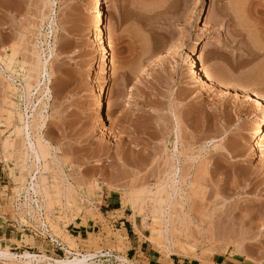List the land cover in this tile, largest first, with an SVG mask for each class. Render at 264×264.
<instances>
[{
	"label": "rangeland",
	"instance_id": "1",
	"mask_svg": "<svg viewBox=\"0 0 264 264\" xmlns=\"http://www.w3.org/2000/svg\"><path fill=\"white\" fill-rule=\"evenodd\" d=\"M263 28L264 0H0V264H264Z\"/></svg>",
	"mask_w": 264,
	"mask_h": 264
},
{
	"label": "bare ground",
	"instance_id": "2",
	"mask_svg": "<svg viewBox=\"0 0 264 264\" xmlns=\"http://www.w3.org/2000/svg\"><path fill=\"white\" fill-rule=\"evenodd\" d=\"M98 4V2H97ZM97 4H96V7H97ZM264 30V28H263ZM263 32V31H261ZM100 34V33H99ZM100 39V38H99ZM98 40V39H97ZM103 43V42H102ZM100 44V42H99ZM104 46V45H103ZM100 47V46H99ZM113 56V55H112ZM5 57V56H4ZM1 62H6L5 64L7 65V68L8 69H12L11 68V65L13 64V61H14V58L13 56H9V55H6V58L5 60L3 59H0ZM113 65V63H112ZM111 65V66H112ZM201 65V64H200ZM100 66V65H99ZM99 69V68H98ZM14 70V69H13ZM200 70V69H199ZM203 72L200 73L201 77L202 78H205L203 81L205 83H208V81L211 80V75L207 74L206 72ZM94 75V74H93ZM98 79V78H97ZM213 79V78H212ZM211 84V83H210ZM209 84V85H210ZM224 86H226L225 83H223ZM222 85V84H221ZM208 86V85H207ZM228 86H230L228 84ZM26 90H28L30 92V84H27L26 86ZM227 87V86H226ZM225 87V88H226ZM231 87V86H230ZM241 89V88H240ZM27 91V92H28ZM251 92L253 93V95H255L257 98H260L263 96V93H261V91L259 90H251ZM29 95V94H28ZM263 98V97H262ZM261 99V98H260ZM109 106V105H108ZM108 110V109H107ZM110 110V109H109ZM111 111V110H110ZM109 112V111H108ZM21 121V124H19L16 128V135L17 136H20L22 137L23 141H22V148L24 149L25 151V155L27 156V161L28 159H33L36 163H41L39 165V167H41V169L45 170L48 166V159H50L52 156V153L50 151V148H49V145L48 143H45V141L43 140V138L40 137L39 134H37V136L35 137V139L33 140L32 138H30V125L27 124L25 121H24V118L21 117L20 119ZM261 122L259 123L258 125V131H259V136L261 138H263V132L261 130ZM36 125V124H35ZM34 126V124H33ZM37 128H39V124L36 125ZM263 127V126H262ZM15 132V131H14ZM15 142V140H14ZM12 140H10L9 136H8V139H6L3 143V151H4V154L6 155L5 157H9L10 155H13L12 153H14L17 148H16V145ZM264 146V145H263ZM22 149V151H23ZM263 150V149H262ZM21 154H24V153H21ZM264 155V154H263ZM25 157V156H24ZM53 159V158H52ZM33 161V162H34ZM23 162V161H22ZM27 163V162H25ZM35 163V164H36ZM27 165V164H26ZM33 167H34V164H33ZM37 167V166H36ZM24 168H27L28 170V167L25 166ZM39 169V168H38ZM40 169V170H41ZM42 172V171H41ZM29 173V172H28ZM174 173H172L173 175ZM39 176V175H38ZM35 177V176H34ZM48 179H46L45 175L43 174V172L41 173V175L39 177H36V181L34 180L33 183H31V187L34 189V192L35 193H44L45 196H49L50 195V189H51V186L49 185V183L47 182ZM166 180V179H165ZM160 182H165L166 184H160ZM159 182V186L157 188H154V189H150L148 190V193L149 195L146 197V200L142 201V202H146L147 204H159L157 205L156 207H152V209H155L157 210V212L159 210H161V208L164 207L163 204H167V205H170V206H173L177 203H181L179 202L180 201V197H181V194H180V190L179 187H176L175 183L174 185L170 183L169 185V181L167 183V181H160ZM194 184V183H193ZM26 185V184H25ZM57 186V185H56ZM62 186V185H61ZM68 189L66 187L67 190H64V192L66 191V193H71L72 192L70 191L71 190V186H67ZM30 189V188H29ZM60 189V187H59ZM180 189L182 190V193H183V189L180 187ZM52 190V189H51ZM56 190V189H55ZM54 190V191H55ZM20 191V190H19ZM30 192V191H29ZM63 192V191H62ZM61 190H59L57 193H62ZM63 192V194H64ZM59 195V194H58ZM65 195V194H64ZM67 195V194H66ZM68 196V195H67ZM183 196V195H182ZM63 197V196H62ZM72 197V196H71ZM75 197V196H74ZM45 198V197H44ZM52 198H53V195H52ZM65 198V197H63ZM67 198V197H66ZM136 198V197H135ZM129 199V198H128ZM26 200V199H25ZM45 200V199H43ZM47 200V199H46ZM67 200V199H66ZM71 200V199H70ZM132 200V199H131ZM68 201V200H67ZM72 201V200H71ZM76 201V200H75ZM53 201H51L50 197H49V200H47L45 203H41V204H38V207L37 208H46L49 209L50 207H52V204ZM59 202V200H58ZM27 203V202H26ZM29 203V201H28ZM56 203V202H55ZM62 203V201H61ZM60 203V205H61ZM65 203V202H64ZM67 203V202H66ZM27 205V204H26ZM56 205V204H55ZM69 205V204H68ZM73 205V204H72ZM71 205V207H73ZM136 205V204H135ZM27 206H30L31 205H27ZM26 206V207H27ZM62 207V205H61ZM69 208V207H68ZM145 207H143L142 209H144ZM52 210V209H51ZM66 210V209H65ZM35 211V210H34ZM37 211V209H36ZM147 225V224H146ZM157 231V230H156ZM186 244V243H185ZM190 245V244H189ZM186 246V245H185ZM191 246V245H190ZM186 248V247H185ZM240 251V250H239ZM98 253H90V254H87V255H83V256H75L74 258L72 259H64V260H55V263L53 262H48V256L47 255H43V256H36V255H32V254H29V253H25L23 257H31L32 260L33 259H36V260H42V259H45L47 260L48 264H89L88 263V258L92 259V264H98L97 261H94L93 260V257H96ZM17 254L14 253L13 251H10L9 249H3L0 251V258L2 259H5L6 261L7 260H10V262H13V260H15V258L17 257L16 256ZM20 258V257H19ZM26 259V258H25ZM17 260V259H16ZM34 261V260H33ZM20 262V261H19ZM27 262L31 263L32 261L31 260H28L27 259ZM46 262V263H47ZM14 263V262H13Z\"/></svg>",
	"mask_w": 264,
	"mask_h": 264
},
{
	"label": "crops",
	"instance_id": "3",
	"mask_svg": "<svg viewBox=\"0 0 264 264\" xmlns=\"http://www.w3.org/2000/svg\"><path fill=\"white\" fill-rule=\"evenodd\" d=\"M153 264H162V263H161V262L159 261V259L157 258V259L154 260ZM239 264H246V263H244V262H240Z\"/></svg>",
	"mask_w": 264,
	"mask_h": 264
}]
</instances>
